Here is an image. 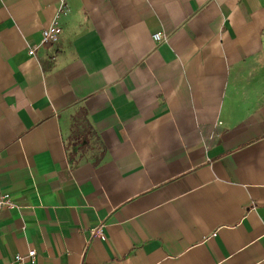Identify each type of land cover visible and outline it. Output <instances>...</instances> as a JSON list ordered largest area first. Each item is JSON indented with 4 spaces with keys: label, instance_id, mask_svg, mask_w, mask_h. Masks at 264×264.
<instances>
[{
    "label": "crops",
    "instance_id": "1",
    "mask_svg": "<svg viewBox=\"0 0 264 264\" xmlns=\"http://www.w3.org/2000/svg\"><path fill=\"white\" fill-rule=\"evenodd\" d=\"M59 2L0 0V264H264V0Z\"/></svg>",
    "mask_w": 264,
    "mask_h": 264
},
{
    "label": "built area",
    "instance_id": "2",
    "mask_svg": "<svg viewBox=\"0 0 264 264\" xmlns=\"http://www.w3.org/2000/svg\"><path fill=\"white\" fill-rule=\"evenodd\" d=\"M68 11H69V5L67 0H60L59 7L57 9L54 18L51 20L49 25L42 30L41 42L43 44L54 43L59 39L61 33L63 32L62 17L66 15ZM154 38L157 41H162L165 37L161 32H158L154 34ZM36 51H37L36 45L31 46L29 48L30 55H35ZM5 206L9 208H13L15 207V204L7 194L0 193V210ZM95 231L97 232L98 235L103 236V228L101 226L96 228ZM36 254L37 252L35 249H30L26 255L17 253L14 255L10 264H25L26 258H28V260L34 264L36 262Z\"/></svg>",
    "mask_w": 264,
    "mask_h": 264
}]
</instances>
